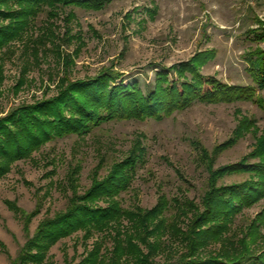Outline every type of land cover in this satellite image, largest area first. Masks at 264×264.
I'll return each instance as SVG.
<instances>
[{
	"label": "rangeland",
	"instance_id": "rangeland-1",
	"mask_svg": "<svg viewBox=\"0 0 264 264\" xmlns=\"http://www.w3.org/2000/svg\"><path fill=\"white\" fill-rule=\"evenodd\" d=\"M11 23L13 19L0 17V27ZM23 28L0 48V119L20 106L56 96L68 81L91 78L102 70L122 74L124 83L137 81L149 94L161 72L180 84L178 66L195 58L204 79L250 86L254 95L232 103L196 100L161 119L103 123L86 136L49 141L30 158L14 162L0 179V264H32L21 259L24 246L43 220L67 211L73 169H79L76 188L83 194L94 170L101 178L133 146L141 148L144 158L130 188L115 198L124 209H151L160 195L170 202L177 198L200 205L208 168L202 148L212 156L225 144L213 153L212 170L259 160L249 153L264 139V109L257 100L264 102V87L248 73V55L264 50V0H110L97 10L44 9ZM247 179L254 177L236 173L221 182ZM9 204L27 213L37 208L38 213L25 227L24 217ZM253 221L258 236L251 248L264 251V196L243 208L235 225L246 229ZM130 222L122 218L121 229ZM113 236L112 228L93 229L90 235L79 229L49 247L41 264H81L97 247L98 258L105 256L102 264H112ZM164 257L159 254L154 260L163 264ZM114 261L133 263L125 257Z\"/></svg>",
	"mask_w": 264,
	"mask_h": 264
},
{
	"label": "trees",
	"instance_id": "trees-1",
	"mask_svg": "<svg viewBox=\"0 0 264 264\" xmlns=\"http://www.w3.org/2000/svg\"><path fill=\"white\" fill-rule=\"evenodd\" d=\"M109 1L0 0V17L14 22L0 27V48L20 35L27 21L33 22L44 9L79 7L97 10ZM13 5L19 8L11 10ZM248 57V73L256 85L263 88L264 50L250 53ZM195 59L178 66L179 80L183 78L180 84L170 81L168 74L161 72L149 94L142 91L137 81L124 83L122 74L102 70L91 78L68 81L52 98L12 110L0 119V179L11 170L14 162L30 158L45 143L71 134L86 136L103 123L161 119L189 107L196 100L232 103L252 99L254 88L250 86H229L215 79H204ZM257 100L264 109V102L260 98ZM221 145L213 148L212 156L225 146L224 143ZM201 152L202 161L205 163L206 160L208 168L200 205L177 198L170 202L160 195L151 209L139 205L124 209L115 197L130 188L144 158V150L135 146L112 163L103 177L99 178L97 169L94 170L91 185L83 194L76 188L79 169L71 170L68 180L72 195L67 211L39 224L25 244L26 254L21 255V259L25 263L41 264L49 247L61 238L79 229H85L90 235L93 229L112 228L115 232L112 264L122 257L131 260L132 264H158L154 257L159 254L165 256L163 264H264V251L256 252L254 247L251 248L258 236L257 224L253 221L246 229L235 225L243 208L264 196V139L249 153L250 157L259 158L253 163L243 160L212 170L213 157L203 148ZM236 173H248L254 179L221 182L226 175ZM99 202H106L107 206L102 207ZM9 207L24 217L25 227L38 213L37 208L27 213L14 205L9 204ZM171 210L173 213L167 216L165 213ZM122 218L131 221L125 230L121 229ZM151 236L157 239L151 241ZM139 244L147 247V252ZM33 249H36L35 254H32ZM89 256L81 264H102L105 259V256L102 260L98 258V247Z\"/></svg>",
	"mask_w": 264,
	"mask_h": 264
}]
</instances>
